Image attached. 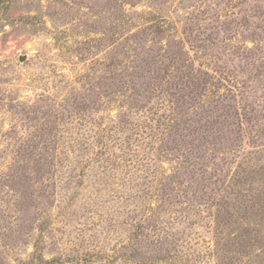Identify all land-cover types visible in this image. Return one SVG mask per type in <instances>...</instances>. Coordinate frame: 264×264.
I'll list each match as a JSON object with an SVG mask.
<instances>
[{"label": "rangeland", "instance_id": "374dc122", "mask_svg": "<svg viewBox=\"0 0 264 264\" xmlns=\"http://www.w3.org/2000/svg\"><path fill=\"white\" fill-rule=\"evenodd\" d=\"M0 264H264V0H0Z\"/></svg>", "mask_w": 264, "mask_h": 264}, {"label": "water", "instance_id": "95a60500", "mask_svg": "<svg viewBox=\"0 0 264 264\" xmlns=\"http://www.w3.org/2000/svg\"><path fill=\"white\" fill-rule=\"evenodd\" d=\"M25 59H26V57L24 56V57H21L20 60H21V61H24Z\"/></svg>", "mask_w": 264, "mask_h": 264}]
</instances>
